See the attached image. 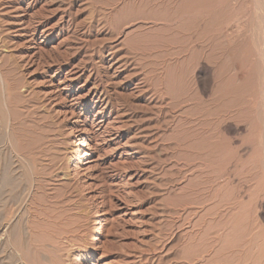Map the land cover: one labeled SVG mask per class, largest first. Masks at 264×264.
<instances>
[{"label":"rangeland","instance_id":"374dc122","mask_svg":"<svg viewBox=\"0 0 264 264\" xmlns=\"http://www.w3.org/2000/svg\"><path fill=\"white\" fill-rule=\"evenodd\" d=\"M263 11L0 0V264H264ZM101 116L86 169L70 124Z\"/></svg>","mask_w":264,"mask_h":264},{"label":"bare ground","instance_id":"6f19581e","mask_svg":"<svg viewBox=\"0 0 264 264\" xmlns=\"http://www.w3.org/2000/svg\"><path fill=\"white\" fill-rule=\"evenodd\" d=\"M262 6V5H261ZM264 12V11H263ZM264 25V24H263ZM262 28V27H261ZM263 31V30H262ZM35 33V32H34ZM36 34V33H35ZM264 45V44H262ZM247 55V54H246ZM263 57V56H262ZM264 59V58H263ZM79 76V75H78ZM81 77V76H80ZM50 83L52 84V86L50 87L51 92L50 93H54L53 97H56L58 99H64L65 98H69L70 96L76 98V101H74V103H69V106H65L62 105L61 107H58L57 111L59 113V115L61 116V113L67 111L68 113L74 112V109L81 104V102H83L84 98H82V94L84 93L83 88H73L72 92L69 93L68 91L72 88L73 85H68L66 82H64L62 76L60 75H55L52 76L50 78ZM71 80V77L69 78ZM74 79V77L72 78ZM76 79V76H75ZM67 81V80H66ZM72 81V80H71ZM94 85V84H93ZM96 86V85H94ZM92 86V87H94ZM72 94V95H71ZM87 93H85L84 95H86ZM89 94V93H88ZM90 96V95H89ZM91 97V96H90ZM53 99V98H52ZM84 103V102H83ZM61 113H60V112ZM66 112V114H67ZM75 113V112H74ZM65 114V113H63ZM62 114V115H63ZM64 116V115H63ZM66 116V115H65ZM64 116V117H65ZM72 116V115H71ZM63 118V117H62ZM65 119V118H64ZM63 119V120H64ZM66 119H69L68 117ZM101 125L99 126V128L97 129L96 127V123L95 122H91V128L90 129H79V126L76 124V122L70 124L71 125V133H70V137L72 142L75 144V151L76 152H83V156L81 158H85L87 160V163H85V167L86 169H89V167H91V165L94 163V159L92 154L90 153L91 150L93 152H95L94 150L96 149V147H99V132L104 131L105 129V125L107 124V120L106 118H104L103 116H101L99 118ZM77 125V126H76ZM97 129V130H96ZM100 129V130H99ZM106 131V130H105ZM121 132V131H120ZM117 133L114 137H111L112 141L111 143L113 144L114 147H116V149L120 150L122 152V154H125V150L126 147H128V143H129V137L126 134H122V133ZM103 133V132H102ZM107 143V142H106ZM107 149V148H106ZM127 152V151H126ZM95 157V156H94ZM98 160V159H97ZM74 161V160H73ZM82 161V160H81ZM99 161V160H98ZM74 163V162H73ZM77 163L76 165L74 164L72 167V170H74L76 175H79L81 173L80 166L82 162H79L78 160L75 162ZM99 163V162H98ZM111 163V162H110ZM94 165V164H93ZM96 166V165H95ZM39 174V173H38ZM101 217V216H100ZM97 221L94 222V225H99L100 222H98V220H100V218L96 219ZM96 228V227H95ZM101 228V227H100ZM91 230V229H90ZM97 230V228H96ZM96 230H93V232H95ZM89 231V230H88ZM91 232V231H90ZM246 235H249L247 232H245ZM250 236V235H249ZM94 237V236H93ZM67 239V238H66ZM64 239H62L63 241ZM98 240V239H96ZM100 240V239H99Z\"/></svg>","mask_w":264,"mask_h":264}]
</instances>
